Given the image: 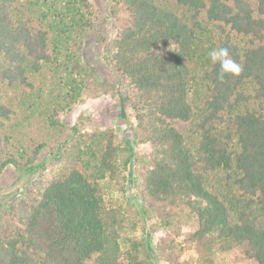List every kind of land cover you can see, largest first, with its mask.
Listing matches in <instances>:
<instances>
[{
    "label": "trees",
    "instance_id": "obj_1",
    "mask_svg": "<svg viewBox=\"0 0 264 264\" xmlns=\"http://www.w3.org/2000/svg\"><path fill=\"white\" fill-rule=\"evenodd\" d=\"M111 1L126 13L113 69L135 91L119 94L121 116L131 103L134 136L149 146L144 202L162 219L193 213L199 253L247 244L264 264V0ZM94 16L90 0H0V174L62 163L26 189L19 211H0V264H151L148 241L131 239L121 260L130 217L106 206L101 186L132 149L80 123L62 137L60 114L84 92ZM220 47L238 76L218 78L208 53ZM173 248L159 239L181 264Z\"/></svg>",
    "mask_w": 264,
    "mask_h": 264
},
{
    "label": "rangeland",
    "instance_id": "obj_2",
    "mask_svg": "<svg viewBox=\"0 0 264 264\" xmlns=\"http://www.w3.org/2000/svg\"><path fill=\"white\" fill-rule=\"evenodd\" d=\"M90 2L95 14L94 27L83 42L80 56L82 66L86 69L83 75L85 88L78 101L60 114V119L65 124L62 137H67L70 126L79 123L82 132L100 135L114 130L120 147H130L135 155L128 167L120 166L118 177L107 176L101 181L106 206H120L130 217L131 223L122 234L128 241L124 240L121 260L127 262L132 239L138 242L148 241L149 253H144L143 257L151 264H173L158 249L159 239L164 236L174 247L172 254L181 264H258L247 244L216 248L211 257L199 253L193 237L198 228V220L193 213L188 209H181L173 217L162 219L144 202L143 173L148 163L149 146L139 142L134 136L137 122L131 103L126 106L127 118L121 116L119 94L129 96L135 91L128 87L127 80L116 76L111 61L126 13L120 11L111 0ZM112 80H115L114 87ZM61 165L62 163L49 164L44 171L32 175H23L14 166L8 165L0 174V211H19L26 189L33 183L40 187L46 185Z\"/></svg>",
    "mask_w": 264,
    "mask_h": 264
},
{
    "label": "clouds",
    "instance_id": "obj_3",
    "mask_svg": "<svg viewBox=\"0 0 264 264\" xmlns=\"http://www.w3.org/2000/svg\"><path fill=\"white\" fill-rule=\"evenodd\" d=\"M208 56L213 64H219V79L223 80L226 75H239L242 71L240 65L231 57L228 48L220 47L212 49Z\"/></svg>",
    "mask_w": 264,
    "mask_h": 264
}]
</instances>
